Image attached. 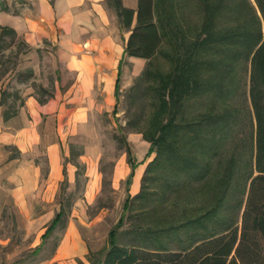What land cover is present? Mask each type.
<instances>
[{
  "label": "rangeland",
  "instance_id": "1",
  "mask_svg": "<svg viewBox=\"0 0 264 264\" xmlns=\"http://www.w3.org/2000/svg\"><path fill=\"white\" fill-rule=\"evenodd\" d=\"M44 1L51 6L54 2ZM202 1L168 0L163 11H167L173 24L164 33L160 52L151 67L154 76L147 83L139 80L142 71L135 72L124 57L118 98L109 108L99 109L96 105L98 108L90 109L88 117L82 116L83 123L78 124L76 120L66 121L71 112V104L66 103L63 119L57 118V111L39 114V140L27 154L21 155L14 145H0V264H90L89 258L101 257L107 247V233L119 217L116 236L119 243H128L135 234L146 233L150 235L149 241L156 238L167 242V233L161 229L175 228L167 224L173 220L177 224L185 217H202L201 223L185 224L171 231V240L185 242L193 233L214 231L216 225L227 219H237V225L240 224L254 134L248 96L249 63L243 59L232 67L227 65V0H205L207 5L200 10ZM249 2L254 10L252 0ZM20 10L40 24L38 27L33 23L30 30L41 35L35 36L32 44L17 33L6 34L0 40V129L10 131L32 121L26 111L29 100L42 107L62 93L73 79L62 60L59 44L62 30L55 29L53 41L44 37L58 21L53 17L45 19L37 0H0V12L15 14ZM191 28L195 29L192 34ZM245 38L242 35L240 41ZM184 47L191 48V59L207 63L193 65L192 70L199 81L207 78L208 89L205 92L199 86L185 97L181 114L188 119L207 111L214 116L213 126L208 127V141L202 144L204 151L195 150V169L170 167L162 162V157L160 164L146 173L154 153L145 156L149 143L140 132L149 129L158 102L152 87L159 86V73L169 71L167 58L174 57V50L182 56ZM145 66L146 63L143 69ZM5 114L8 118L2 120ZM219 115L222 117L216 119ZM133 123H137L134 128ZM51 141L60 144L61 167L57 175L51 174L47 159ZM126 149L138 163L134 174L141 169L135 191L134 178L126 182L129 172ZM181 152L187 155L188 146ZM230 158L235 159L236 168L223 200L214 213L203 215L200 210L209 205L218 186L217 177ZM28 164L38 170L39 181L34 186L28 185L24 195L18 179ZM194 175L199 179H194ZM21 183L24 184L23 180ZM141 189V197L134 198ZM127 196L131 198L129 207L123 210ZM60 206L64 211L61 221L42 238Z\"/></svg>",
  "mask_w": 264,
  "mask_h": 264
},
{
  "label": "trees",
  "instance_id": "2",
  "mask_svg": "<svg viewBox=\"0 0 264 264\" xmlns=\"http://www.w3.org/2000/svg\"><path fill=\"white\" fill-rule=\"evenodd\" d=\"M249 1L227 0V65L232 67L243 59L248 61V96L254 118L250 168L245 179L246 192L245 189L243 190L245 199L240 224L237 225V219H227L216 225L214 231L193 233L185 242L171 240V231H177L185 224L200 222L199 219L202 218L200 216L193 219L185 217L177 224L173 222L175 220L167 224L168 227L176 226L175 228L161 229L163 233H167V242L163 243L156 238L149 241L147 237L150 235L146 233L135 234L128 243H119L116 237L117 228L121 223L119 217L107 233V247L101 257L89 258L90 264H264V0H252L254 10ZM104 2L114 11L120 28L128 30L122 57L118 62L114 86V97L118 98L119 74L123 58L136 57L147 60L139 76V80L147 83L154 76L151 67L160 52L164 33L168 31V25L172 26L173 23L171 24L167 11H163L168 0H137L134 9L124 6L122 0H104ZM206 2L204 0L200 3V10L206 7ZM162 12H164L163 15H161ZM191 30V34L195 32L194 28ZM6 34L15 36L16 32L10 27L0 26V40ZM242 35L246 37L245 41H240ZM201 40L207 41L205 38ZM198 45L200 43L197 41V47ZM183 51V57L177 55V50L173 51L174 57L167 58L169 71L159 73V86L152 87L158 95L155 113L150 120L149 129L139 131L142 138L149 143L145 156L154 153L153 159L147 164L146 173L152 166L159 165L162 157H164L162 162L170 167H177L184 171L195 169L197 160L195 150L202 148L204 151L202 144L208 141V129L213 126L211 124L214 116L207 111L194 114L188 119L181 114L182 100L185 97L188 98L194 90L199 89V86L204 91L208 89L207 78L204 77L199 81L192 70L193 65L195 67V65L207 63L197 58L191 59V48L189 50V47H184ZM191 61L192 65H190ZM146 83L145 88L148 86ZM178 115L179 119H177ZM5 117H7L6 114ZM221 117V115L216 116V119ZM136 126L137 123H133L132 127ZM186 146L190 152L183 155L181 151ZM126 162L129 165L126 178L128 183L138 165L133 161L128 149H126ZM205 168L206 172H203L207 173L208 164ZM235 168V159H228L226 168L224 167L217 177L218 186L209 205L200 210H203V215L217 210L226 188L229 187ZM62 173L65 175L64 168ZM194 179L199 177L194 175ZM142 191L141 189L134 198L141 197ZM130 199L127 196L124 200L123 210L128 209ZM63 213L60 206L42 234V238L55 229ZM169 243L173 244L172 247ZM38 249L39 247L35 252Z\"/></svg>",
  "mask_w": 264,
  "mask_h": 264
},
{
  "label": "crops",
  "instance_id": "3",
  "mask_svg": "<svg viewBox=\"0 0 264 264\" xmlns=\"http://www.w3.org/2000/svg\"><path fill=\"white\" fill-rule=\"evenodd\" d=\"M136 1L122 0V3L134 9ZM37 5L45 15V19L49 20L53 17L54 21L56 19L59 22L53 24V30L46 31L44 37L53 41L55 29L58 27L62 30L59 38L63 50L62 60L65 71L73 79L62 93L59 92L58 96L43 103L42 107L35 104L33 99L28 101L29 107L26 111L31 114L32 121L26 122L23 127L14 131L0 129V145H14L21 155L27 154L39 140L40 113L49 114L57 111V118L63 119L65 117L63 108L66 103H70L71 112L67 115L66 121L73 123L76 120V123L81 124L82 116L87 118L90 109L98 108L96 105L99 109H107L113 105L118 62L122 57L128 35V30L120 28L118 21L114 19L115 14L105 5L104 0H54L53 7L44 0H37ZM113 19L115 23L112 22ZM33 23L38 27L40 25L29 19L24 10L15 14L0 12V26L12 28L29 44L33 43L35 36L41 35L37 31L30 30ZM127 61L133 65L137 73L143 70V65L147 62L146 59L136 57H127ZM7 118L2 116V120ZM59 147L60 144L55 141H51L47 147L48 164L51 167V174L54 175L58 174L61 167ZM23 171L20 172L21 175L23 174L21 179L17 176L16 179L20 181V189L25 195L26 187L36 185L39 177L34 165L28 164L25 172ZM135 174L133 173L131 179Z\"/></svg>",
  "mask_w": 264,
  "mask_h": 264
},
{
  "label": "bare ground",
  "instance_id": "4",
  "mask_svg": "<svg viewBox=\"0 0 264 264\" xmlns=\"http://www.w3.org/2000/svg\"><path fill=\"white\" fill-rule=\"evenodd\" d=\"M140 174H141V169H138L136 174H135V176H134V181H133V184H132L133 191H135L137 189V187H138Z\"/></svg>",
  "mask_w": 264,
  "mask_h": 264
}]
</instances>
